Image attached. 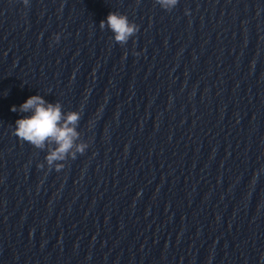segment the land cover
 <instances>
[{
	"label": "clouds",
	"instance_id": "1",
	"mask_svg": "<svg viewBox=\"0 0 264 264\" xmlns=\"http://www.w3.org/2000/svg\"><path fill=\"white\" fill-rule=\"evenodd\" d=\"M25 7L30 0H21ZM165 11H171L179 0H155ZM101 30L109 29L113 33L114 41L125 46L134 37L139 26L130 21L127 15L110 11L105 20L99 23ZM60 35L54 36V42H59ZM11 111L26 113L15 121L13 135L19 140L27 142L34 148L46 150L45 163L37 165L44 169L60 172L69 159H76L77 154H84L88 143L83 141L81 133L77 130L81 119L79 111H63V105L57 102H48L43 96L37 94L26 99L19 107L12 106ZM264 260V257H261Z\"/></svg>",
	"mask_w": 264,
	"mask_h": 264
}]
</instances>
